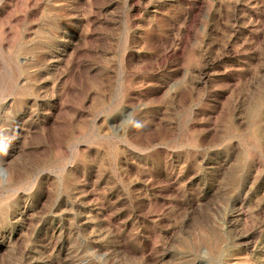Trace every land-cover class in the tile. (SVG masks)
Here are the masks:
<instances>
[{"label":"rangeland","instance_id":"obj_1","mask_svg":"<svg viewBox=\"0 0 264 264\" xmlns=\"http://www.w3.org/2000/svg\"><path fill=\"white\" fill-rule=\"evenodd\" d=\"M0 264H264V0H0Z\"/></svg>","mask_w":264,"mask_h":264},{"label":"clouds","instance_id":"obj_2","mask_svg":"<svg viewBox=\"0 0 264 264\" xmlns=\"http://www.w3.org/2000/svg\"><path fill=\"white\" fill-rule=\"evenodd\" d=\"M5 149L3 147H0V152H4Z\"/></svg>","mask_w":264,"mask_h":264}]
</instances>
